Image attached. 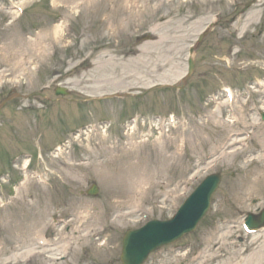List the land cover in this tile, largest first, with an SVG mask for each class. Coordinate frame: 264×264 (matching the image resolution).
<instances>
[{"label":"rangeland","instance_id":"obj_1","mask_svg":"<svg viewBox=\"0 0 264 264\" xmlns=\"http://www.w3.org/2000/svg\"><path fill=\"white\" fill-rule=\"evenodd\" d=\"M252 1L0 0V264H122L128 229L171 218L217 172L206 218L144 264H264V228L242 225L264 207V140L250 139L264 128V0L244 12ZM146 52L152 66L130 61ZM232 102L247 127L232 126Z\"/></svg>","mask_w":264,"mask_h":264},{"label":"water","instance_id":"obj_2","mask_svg":"<svg viewBox=\"0 0 264 264\" xmlns=\"http://www.w3.org/2000/svg\"><path fill=\"white\" fill-rule=\"evenodd\" d=\"M195 62L189 60V73L194 70ZM57 95L68 94L67 90L59 88ZM220 175L208 177L184 203L178 214L170 221L154 220L137 230L126 233L123 241V264H143L149 254L159 247L180 239L185 233L193 231L206 215L211 198L219 186ZM97 187L89 193L96 194ZM247 223L251 228L264 225V211L260 217L250 215Z\"/></svg>","mask_w":264,"mask_h":264},{"label":"bare ground","instance_id":"obj_3","mask_svg":"<svg viewBox=\"0 0 264 264\" xmlns=\"http://www.w3.org/2000/svg\"><path fill=\"white\" fill-rule=\"evenodd\" d=\"M136 2H138L139 0H135ZM56 28V31H58V32H56V34L57 33H59V29H60V26H57V27H55ZM47 40H49V39H47ZM165 51V53H166V55L167 56H169V57H171L172 55V52L174 51V49L173 48H167V49H165L164 50ZM155 54H158V53H149V52H146L144 55H141V58H133L132 60H130V61H132V62H138V61H141V62H143V64L145 65V64H151L150 63V61H147L146 60V58H151V57H153ZM145 55H147V56H145ZM143 65L142 64H138L137 65V68L138 69H140L141 67H142ZM151 66H152V64H151ZM156 69H160V67H156ZM154 72V71H153ZM156 72H157V70H156ZM125 80H123V83H124V85H125V87L126 88H128V87H130V86H137V83H134L133 81H127V79H130L131 77H125V76H122ZM141 84H145V83H141ZM139 85V84H138ZM233 103V106H234V110H235V117H234V123H231L232 124V126H234V127H240V126H243V127H247L248 126V122H247V120H245V118H243V124L241 125V124H239L240 123V119H239V116H240V114L238 115V109L240 108V107H238V106H235L234 105V102H232ZM238 112V113H237ZM216 121H218L217 119H216ZM221 121V120H220ZM259 129H261V131L259 130ZM262 129H264V128H260V126H257V130H255V131H253V133L251 134V136H250V139H254L255 137H262V139L261 140H264V132H262ZM221 141V140H220ZM262 148V147H261ZM248 149V151L250 150L249 149V147L247 148ZM245 151L246 150H244V152H235L234 154H233V156L234 157H240V156H242V155H244V153H245ZM251 152V151H250ZM255 152H258V156H259V154H262L261 155V157H263V162H264V147L262 148V149H258V150H255ZM242 154V155H241ZM258 156H257V159L256 160H258L259 161V158H258ZM144 182V181H143ZM257 237H264V234L262 235H258ZM260 247H262V248H264V244H262Z\"/></svg>","mask_w":264,"mask_h":264},{"label":"flooded vegetation","instance_id":"obj_4","mask_svg":"<svg viewBox=\"0 0 264 264\" xmlns=\"http://www.w3.org/2000/svg\"><path fill=\"white\" fill-rule=\"evenodd\" d=\"M8 106V105H7ZM6 107V106H5Z\"/></svg>","mask_w":264,"mask_h":264}]
</instances>
